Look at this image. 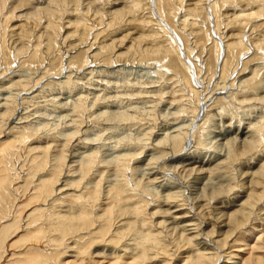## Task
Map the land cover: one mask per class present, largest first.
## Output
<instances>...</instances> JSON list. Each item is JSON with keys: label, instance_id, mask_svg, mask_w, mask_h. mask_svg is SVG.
<instances>
[{"label": "bare ground", "instance_id": "6f19581e", "mask_svg": "<svg viewBox=\"0 0 264 264\" xmlns=\"http://www.w3.org/2000/svg\"><path fill=\"white\" fill-rule=\"evenodd\" d=\"M7 1L0 0V11ZM149 1L130 0L129 6L108 11V26L123 21L127 13L137 15L142 9L145 13L144 6L149 8ZM155 1L157 16L174 31H168L165 23L166 27L162 25L164 21L157 19L152 8L137 18L129 14L139 23H134L136 28L107 33L98 42L93 35L88 36L91 29L80 20H71L64 30L61 19L59 23L58 19L46 22V28L53 24V29L59 27L55 34L65 43V66L79 70L89 59L93 63L98 59V64L102 63L99 66H104L80 72L84 77L94 74L105 79L98 88L94 77L92 85L88 83L92 88H86V92H72L73 84L81 79L75 76L77 69L75 74L66 70L63 80L56 79L65 70L62 58L58 59L59 65L52 66L57 57L51 58L50 41L58 36L50 39L44 33L46 45L39 55L42 43L30 44L32 39L23 27L24 22L8 26L15 18L28 21L34 11L21 12L18 6L8 4L9 9L4 7L8 15L1 12L4 27H0V44L9 46L15 57H26L39 66L41 73L17 74L3 67L8 72L5 80L0 81V264H173L177 260L180 264H264V32L247 35L249 43L245 40L249 27L252 31L257 29L252 21L262 16L264 19V0ZM49 3L33 8L52 14L56 7H48ZM174 5H179L183 12L179 25L173 19ZM231 6L238 9L228 12L226 8ZM17 11L22 14H13ZM208 13L215 18L214 23L221 16L224 18L223 29L219 30L218 24L214 33L218 37L202 26L209 20ZM37 18L40 20L41 16ZM70 25L73 28L67 30ZM138 25L142 27L138 29ZM259 25L264 27V22ZM79 29L82 36L76 35ZM175 33L191 65L182 58L183 50ZM188 34H193L194 40L190 41ZM192 48L207 52L206 58L201 57L205 64L202 79L208 74L201 91L197 88L200 63L190 59ZM248 49L253 52L246 57ZM124 58L132 63L137 61L136 64L146 59L151 65L153 59H158L159 64L148 72L153 74V80L129 78L122 66H112V60L120 62ZM12 59L8 60L12 63ZM46 60L49 68L44 67ZM31 64L28 65L33 68ZM56 66L58 71H54ZM50 70L51 75L46 77L49 79L39 86ZM163 78L181 81V86L177 84L178 89L165 92V85L158 87ZM114 81L122 82L116 83V90L112 88ZM54 86L62 91L69 86L70 91L64 92L65 97L60 88L57 95L48 92ZM110 87L115 90L114 95L107 90ZM184 90L194 102H182ZM45 91L51 94H44ZM133 91L141 96V102L132 103L134 99L131 102L132 98L123 95L128 100L124 99L122 104L124 100H119V96ZM165 93L170 95L164 97ZM42 98L54 103L56 111L57 107L64 111L58 117L61 124L42 121L43 117L51 118L50 110L36 119H30L31 113H24ZM200 102L204 104L202 108ZM19 105L23 106V113ZM237 109L240 111L235 115L240 117L235 120L233 112ZM42 112L38 108L34 114ZM213 115H218L219 130L214 126L215 134H204L208 122L216 118ZM158 119L162 122L159 126ZM134 122L139 124L138 129L143 127L140 132L137 129L133 138L115 133L120 124ZM107 130L110 133L101 142L103 149L105 141L116 138L112 145L104 150L98 144L94 146ZM89 132H93V137ZM191 139L195 141L193 148L189 145ZM205 139L212 143L208 152L200 149L205 146Z\"/></svg>", "mask_w": 264, "mask_h": 264}, {"label": "rangeland", "instance_id": "374dc122", "mask_svg": "<svg viewBox=\"0 0 264 264\" xmlns=\"http://www.w3.org/2000/svg\"><path fill=\"white\" fill-rule=\"evenodd\" d=\"M7 1V0H6ZM11 1V2H10ZM20 3H19V2ZM22 1V2H21ZM27 1V2H26ZM50 1V3L47 5L48 7H56V8H58V9H54V8H50V10H53L54 9V11H53V13L52 14H49V13H46L44 10H42V9H37V11L36 10H34V6H39L40 5V7H44L48 2ZM122 1V2H121ZM126 1V2H125ZM130 1V0H129ZM128 0H119V2L117 3V2H115V1H113V0H9V1H7L8 3H6V9H9V7L11 6V7H17L18 6V10H20L21 12H24V11H26L27 10V12H30L31 10L32 11H34V13L30 16V18H27L28 19V21L26 20V19H24V21H23V17H20V20H17L16 18L15 19H13V21L10 23V24H8V26L9 25H14V24H18L19 22H21V23H23V24H25V25H23V27L25 28H27L28 30V32L27 33H29L30 34V38L33 40H31L30 41V44H33V43H36V42H41L42 43V45H41V48H38V50L40 51L39 52V55L41 54V50H43V48L45 47V42L46 41H44V40H46V38L45 37H50V39L52 38V37H55V33H58V28L55 26V28L53 29L52 27H53V25H55V24H53L51 27H49V28H46V26L48 27V24L46 23V22H48V23H50V22H52V20L54 21V20H57V22L59 23L61 20V22H60V25H61V30H64V26L65 25H67L71 20H74V22H78L79 20L80 21H82V22H84L85 24H86V26H87V29L89 28V29H91L89 32L91 33H89L88 32V36L89 35H93L94 37H96V42H98V41H100L99 39L100 38H102V37H104V36H108V34L110 35V34H114V32L115 33H118V32H120L121 30H124L125 28H127V27H135L137 24H139L138 22H137V20H136V18L138 17V16H140L141 15V13L142 14H146L147 13V10L150 8H152L151 10L156 14V16H157V10H155V9H157V6H156V1L155 0H151V1H149L150 2V6H149V8H147L146 6H144L145 7V10H146V12L144 13L143 11V9H142V11H139L138 13H137V15H135V13H127L128 15L130 14L131 16H133L134 15V17L136 16V18H133V17H130V15L129 16H127V14H126V16L123 18V21L121 20V22L119 21V23L118 24H112V25H109L108 26V21H110V15H108L107 13H108V11H113V8L115 9V8H119V7H122V6H126L127 7V5L129 6V5H131L132 3H128L127 4V2H129ZM144 1H146V0H144ZM16 2V3H15ZM43 2V3H42ZM113 2V3H112ZM121 2V3H120ZM30 3V4H29ZM42 3V4H41ZM107 3H109V4H107ZM155 3V4H154ZM10 6H9V5ZM25 4V5H24ZM32 4V5H31ZM57 4V5H56ZM90 4V5H89ZM92 4V5H91ZM113 4V5H112ZM13 5V6H12ZM21 5V6H20ZM42 5V6H41ZM144 5V4H143ZM146 5V4H145ZM148 5V4H147ZM20 6V7H19ZM179 5H174V8L176 9V13H175V18H173L174 19V21L177 23V25H179V22H178V20H179V17H180V15L183 13L182 12V9H181V7H178ZM4 7H3V9L0 11V13L3 11V13L4 14H6V15H8V10H5L4 9ZM24 7V8H23ZM34 7V8H33ZM238 6H231V7H228V8H226V10H228V12H230V11H233V10H235V9H238L237 8ZM21 8V9H20ZM27 8V9H26ZM30 8V9H29ZM32 8V9H31ZM230 8V9H229ZM101 9L102 10H104V11H106L105 13H104V11H102L101 12ZM6 12H5V11ZM38 10L40 11V12H38ZM57 10H59V11H57ZM178 10V11H177ZM20 11H17V12H15V13H13V14H15V15H17V14H19L20 15ZM36 11V12H35ZM57 13H56V12ZM72 11V12H71ZM85 11V12H84ZM98 11H100V13L102 14H104V15H106V16H104L103 14L100 16L99 15V12ZM39 14H38V13ZM96 12V13H95ZM97 12H98V16H97ZM182 12V13H181ZM210 12V11H209ZM37 13V14H36ZM93 13H94V15H93ZM4 14H0V27H4V24L3 23H1V21H3L4 20V17H2ZM22 14V13H21ZM34 14H36V15H34ZM44 14V15H43ZM58 14V15H57ZM51 15H52V17H51ZM56 17V16H58V18L56 17H54V16ZM210 15V16H209ZM35 16V17H34ZM40 16H41V19L40 20H36V18L37 17H39L40 18ZM43 16V17H42ZM44 16H45V18H44ZM50 16V17H49ZM74 16V17H73ZM103 16V17H102ZM207 16H209L208 18H209V20L207 19V20H205L204 22H205V24L203 23V27H206L205 29H207L208 28V30H210L211 29V32H213V34L212 35H215L216 37H218L216 34H214L216 31L215 30H217L220 26V28H219V30L220 29H223V27H224V25H225V23H224V18H223V16H221L222 17V19H221V17L219 18V22L220 23H222L221 25H220V23H216V22H218V21H215V23H214V20H215V18L213 17V15L211 14V13H208V15ZM82 17V18H81ZM100 17H102V18H100ZM35 18V19H34ZM43 18H44V21H43ZM54 18V19H53ZM65 18V20H63V19ZM86 18V19H85ZM96 19V20H93V19ZM104 18V19H103ZM107 18V19H106ZM160 17H158L157 16V19L158 20H161L160 22L162 23L164 20L161 18V19H159ZM211 18V19H210ZM213 18V19H212ZM38 19V18H37ZM46 19V20H45ZM61 19V20H60ZM263 19V16L262 17H259L258 19H255L254 21H252V25L253 26H256L257 27V29L255 30V28L253 29V31L251 30V28L249 27V31L247 30V32H246V38H245V40H246V42L248 41V36H250V37H252V36H254L256 33H259V31L258 30H260V32H264V30H263V26H261V25H259V24H261L262 22H264V19ZM34 22H33V21ZM48 20H51L50 22L48 21ZM92 20V21H91ZM99 20V21H98ZM108 20V21H107ZM125 20H126V22H125ZM133 20V21H132ZM257 20V21H256ZM19 21V22H18ZM39 21H41L42 23H40ZM85 21H88V22H85ZM130 21V22H129ZM262 21V22H261ZM13 22H15V23H13ZM26 22V23H25ZM28 22V23H27ZM39 22V23H38ZM90 22H92L93 24H91ZM102 22V23H101ZM123 22H124V25H123ZM256 22V23H255ZM259 22V23H258ZM261 22V23H260ZM35 23V24H34ZM47 24V25H45V24ZM89 23V24H88ZM101 23V24H100ZM131 23V24H130ZM134 23H137V24H134ZM166 24V22L164 21L163 23H162V25H164L165 27H166V25H167V27L169 26L170 27V25H168V24ZM258 23V24H257ZM3 24V25H2ZM30 24H31V26H33V28L30 26ZM37 24H38V26H37ZM44 26H43V25ZM129 24L131 25V26H129ZM217 24V25H216ZM218 24H219V27H217L218 26ZM256 24V25H255ZM27 25V26H26ZM91 25H94L93 27L91 26ZM105 25H107V27H105ZM122 25V26H121ZM134 25V26H133ZM40 26V27H39ZM116 26V27H115ZM140 25H138V29H140V27H142V26H140ZM249 26H251L250 24H249ZM35 27H36V29H35ZM38 27H39V29H38ZM46 29H45V28ZM101 27V28H100ZM103 27V28H102ZM110 27H113V28H110ZM115 27V28H114ZM120 27H121V29H120ZM168 27V31H174V29L173 28H169ZM210 27V28H209ZM259 27H261V28H259ZM263 27V28H262ZM44 28V29H43ZM57 28V29H56ZM73 28V26L72 25H70L69 26V28H67V30H71ZM107 28H110V29H108L107 30ZM117 28H119V29H117ZM136 28V27H135ZM1 29V28H0ZM32 29V30H31ZM41 29H42V32H41ZM52 30V31H47V30ZM57 31H56V30ZM98 30L99 29V31L97 32V31H95V30ZM101 29V30H100ZM37 30V31H36ZM55 30V31H54ZM103 30H105V33H104V31ZM111 30V31H110ZM113 30V31H112ZM119 30V31H118ZM33 31V32H32ZM102 32V34H101V32ZM256 31V32H255ZM258 31V32H257ZM52 32V33H51ZM77 33H79V35L78 34H76L77 36H82V33L80 34V32H81V29H79L78 31H76ZM253 32H255V33H253ZM44 33L46 34H49V35H44ZM94 33V34H93ZM108 33V34H107ZM52 34V35H51ZM85 34H87V33H85ZM176 34V33H175ZM6 35H9L8 34V31H7V33H6ZM5 35V36H6ZM36 35H39L38 37L39 38H37V36ZM42 35H44V36H42ZM59 35V34H58ZM58 35H56V36H58ZM98 35V36H97ZM102 35V36H101ZM189 35H191L190 37H189ZM193 34H188L186 37H188L189 39H190V41H192V40H194V38H193V36H192ZM248 35V36H247ZM0 36H1V34H0ZM35 36V37H34ZM40 36H41V38H40ZM100 36V37H99ZM43 37H44V39H43ZM59 37V36H58ZM57 37V39H55V38H52V40L50 41V43H51V45H50V48L51 47H53L51 50L53 51V52H51L50 53V55H51V58H54L55 56L57 57V60H54L53 62V65L52 66H54L55 64L56 65H59V63H58V59L59 58H62L63 59V62H62V66L63 67H65V70L63 71V73L62 74H60L59 76H61V78L58 76L56 79H60V80H63V78L65 77V75H66V70H67V72H68V70H69V72H74V74H75V72H76V69H77V67H74V66H70V67H67V66H65V64H66V60H67V58H68V54H65V48L63 47V45L65 44H63L62 43V41H60V40H62V39H60V37L58 38ZM99 37V38H98ZM37 38V39H36ZM176 38H177V34H176ZM7 39H8V37H7ZM6 39V40H7ZM42 39V40H41ZM55 39V40H54ZM36 40V41H35ZM40 40V41H39ZM55 42H58L59 41V43H55V44H53L54 43V41ZM74 40H76L75 38L73 39V42H74ZM9 41V40H8ZM177 41H179V38H177ZM181 41V40H180ZM178 42L179 44H180V46H181V42ZM211 41V36H210V38L207 40V41H205V45H206V43L208 44L209 42ZM127 43V42H126ZM247 43H249V42H247ZM40 44V43H39ZM58 44V45H57ZM43 45H44V47H43ZM202 45V47H203V45H204V43L203 44H201ZM201 45H199L200 47H201ZM205 45H204V47H205ZM7 46V45H6ZM5 46V44H0V81H3V80H5V77H7L6 76V72H10L11 70H13V71H16V72H18L17 74H26V75H30L31 76V73L32 74H34V76L36 75V74H39V73H41V69H40V67L38 66V67H36V64H31V62H28L29 60L28 59H26V57H24V59L23 58H17V57H15V55H16V53H14L12 50H11V52L8 50V49H10L9 48V46H7L6 47ZM96 45H94V47H95ZM207 46V45H206ZM250 46V45H249ZM248 46V44H247V47H249ZM2 47V48H1ZM93 47V48H94ZM181 50H183L182 52H183V55H182V58H185V62H187L188 64H190L191 65V63H190V61L187 59V53L184 51V49H183V46H181ZM4 49V50H3ZM54 49V50H53ZM194 50H195V48H194ZM193 50V48H192V53H190V59L191 60H193V59H197L195 62L197 63V62H199L200 64V69H201V72L199 73V75L201 76V78H200V83L199 82H197V84H198V86H197V88H199L198 90H202L203 89V86H204V84H205V82L207 81V79H208V74L207 75H205V77L202 79V76H204V74H202V72H204V69L203 68H205V64H203V62H204V59H202V58H206L205 57V54H207V52L204 50L202 53H204V55L201 53V51L199 52V49H196L195 51ZM253 49H248V54H246L245 56L247 57L248 55L250 56L251 54H252V51ZM1 51H2V53H1ZM5 51V52H4ZM31 50H29V52H30ZM56 51V52H55ZM9 52V53H8ZM13 52V53H12ZM193 52H194V54H193ZM196 52H197V54H196ZM261 52V51H260ZM259 52V53H260ZM250 53V54H249ZM261 53H263L264 54V52H261ZM4 54V55H3ZM10 56H9V55ZM57 54V55H56ZM192 54V55H191ZM202 54V55H201ZM13 55H14V57H13ZM63 55V56H62ZM199 55H201L200 57H197V56ZM3 56V58L1 59V57ZM21 56V55H20ZM23 56V55H22ZM43 56H44V54H43ZM184 56V57H183ZM207 56V55H206ZM41 57V56H40ZM44 57H46V56H44ZM55 57V58H56ZM128 57H131V55L129 54L128 55ZM194 57V58H193ZM197 57V58H196ZM202 57V58H201ZM13 58V59H12ZM14 58H15V61H14ZM54 58V59H55ZM136 58V57H135ZM8 59H12V63H11V60H8ZM18 59V60H17ZM22 59H23V61H22ZM41 59H42V57H41ZM86 59V58H85ZM128 59H130V58H128ZM200 59L202 60V61H200ZM27 60V61H26ZM50 60H52V59H50ZM90 61L85 65V67L83 66V67H81L79 70L77 69V71H79V72H77L76 74H75V76L77 75L78 76V78H81V79H79V80H76V84H73V87H74V90H72V86L70 87L71 88V90H72V92H75V91H78L79 89L81 90V91H83V92H86L87 91V89L89 90V88H92V84H91V82H94V79H96L95 80V82H94V84L96 85V87H98L99 88V86L100 85H103L104 84V81H102V80H105V79H103V77L104 76H98V75H95L94 76V74L93 75H87L89 78L87 79V76H82L81 74H80V72L84 69V68H89V69H95L96 68V70H99L100 68H103L104 66H99L100 64L102 65V63L100 62L99 64H98V62H99V60L97 59V61L96 60H94V63H93V61L91 60V59H89ZM121 61V63L120 62H115L114 60H112L113 62H112V66H115L116 68L118 67V68H121L120 66H122V68L124 69V71L126 72V74L129 76V78L131 77L132 78V76L133 77H135L136 78V76L138 77V76H140L141 77V79H143V77H144V81H146L147 79L148 80H150V79H152L150 76H152L153 74L152 73H148V72H151L149 69H151L152 70V67H153V65H156V64H159V60L158 59H153L152 60V63H154L153 65H151V62H150V64H148V62H145V61H147L146 59H145V61L144 60H142L141 61V64H140V62H138L137 64L135 63V62H137V61H134L133 63L132 62H130V61H126L125 60V58L124 59H120ZM131 60V59H130ZM5 61H7V64H4L5 63ZM20 61V62H19ZM26 63H25V62ZM49 60H46V61H44V67H47L48 66V68H49V62H48ZM122 61H124L125 63H123ZM144 61V63L146 64H144V63H142ZM156 61V62H155ZM21 62H23L24 63V65H23V63H21ZM59 62H61V59H60V61ZM96 62V63H95ZM128 62V63H127ZM202 62V63H201ZM8 63H9V65H8ZM11 63V64H10ZM122 63H123V65H122ZM20 64H22L21 66H20ZM26 64V65H25ZM28 64H31L32 65V67L33 68H30L31 66L30 65H28ZM43 64H42V66H43ZM128 64V65H127ZM129 64H130V66H129ZM141 66H140V65ZM198 64V63H197ZM46 65V66H45ZM95 65V66H94ZM116 65H119V66H116ZM145 65V66H144ZM201 65H202V67H201ZM10 66V67H9ZM19 66V67H18ZM26 66V67H25ZM92 66V67H91ZM98 66V67H97ZM138 66H140V67H138ZM3 67H5L8 71H6V72H4L3 70H4V68ZM9 67V68H8ZM59 66H56V67H53V68H55V70L54 71H58L60 68H58ZM91 67V68H90ZM115 67H113L112 69H114ZM127 67H128V69H127ZM143 67H145L144 69H142ZM52 68V69H53ZM58 70H57V69ZM97 68H99V69H97ZM25 69V70H24ZM30 69V70H29ZM32 69H33V71H32ZM36 69V70H35ZM74 69V70H73ZM87 69H85V70H87ZM140 69H141V71H140ZM84 70V71H85ZM143 70V71H142ZM3 71V72H2ZM39 71V72H38ZM51 71H53V70H50V71H48V72H50V73H46L45 75H44V78L41 80V82L38 84L39 86H42L41 84H44V83H46V81H47V79H49V78H46V77H48V75H51ZM134 71V72H133ZM144 71H145V73H144ZM262 71H264L263 69H262ZM2 72V73H1ZM35 72V73H34ZM65 72V73H64ZM83 72V71H82ZM140 73V74H138V73ZM4 73V74H3ZM133 73V74H132ZM147 73V74H146ZM73 74V75H74ZM95 74H97V73H95ZM142 74V75H141ZM206 74V73H205ZM4 75H5V77H4ZM146 75V76H145ZM33 76V75H32ZM90 76H91V79H90ZM199 76V77H200ZM234 76V75H233ZM51 78H52V76H50ZM95 77V78H94ZM98 77V78H97ZM101 77V78H100ZM150 77V78H149ZM214 77V76H213ZM53 78H55V77H53ZM83 78H85L84 80H82ZM94 78V79H93ZM106 78V77H105ZM114 78V77H113ZM139 78V77H138ZM193 78L195 79L196 77L195 76H193ZM111 80H115V79H112V78H110ZM90 80V81H89ZM153 80V79H152ZM205 80V81H204ZM82 81V82H81ZM89 81V82H88ZM100 81H102L103 82V84H101V82ZM116 81V80H115ZM115 81H114V83H115ZM161 81V82H160ZM162 81H163V83H162ZM166 81V82H165ZM80 82H81V84L84 86H82L81 84H80ZM85 82V83H84ZM120 82L121 81H119V83L118 82H116L118 85H120ZM84 83V84H83ZM88 83H90L91 85H89L90 87H88ZM100 83V84H99ZM113 83V84H114ZM115 83V85L112 87V88H115V90L117 89L115 86H118L117 84ZM122 83V82H121ZM78 84V85H77ZM159 86L158 87H160V86H164L165 88H166V90H165V92H167V91H170V92H172V89L171 88H174V89H178L179 87H178V85L179 86H181V81L179 82V83H176V82H173V80H169V79H165V78H163V80L162 79H159ZM162 84V85H161ZM178 84V85H177ZM202 84V85H201ZM72 85V84H71ZM80 85V86H79ZM158 85V83L156 84V86ZM174 85L176 86V87H174ZM86 86V87H85ZM171 86V87H170ZM173 86V87H172ZM200 86V87H199ZM169 87H170V89H169ZM40 88V87H39ZM38 88V89H39ZM54 88V89H53ZM56 88V89H55ZM58 88H60V87H52V89H51V91H48V92H51L52 94L53 93H56L55 95H57L58 93H59V91H60V89H58ZM65 88V89H64ZM68 88H69V86H68ZM68 88H66V86L65 87H63V89H64V91H62V89H61V91L60 92H63L62 94L64 95L63 97H65L66 96V93H64V92H67V91H70V89H68ZM76 88V89H75ZM82 88V89H81ZM85 88V89H84ZM87 88V89H86ZM200 88H202V89H200ZM120 89H122V88H120ZM167 89H169V90H167ZM53 90L55 91V92H53ZM57 90H59V91H57ZM79 90V91H80ZM85 90V91H84ZM107 90H111V87L109 88V89H107ZM115 90H111L109 93H110V95H114L115 94ZM187 91V90H186ZM186 91L184 90V96H183V98H182V102L183 103H185L187 100V102L186 103H188L189 102V100H190V103L193 101L194 102V99L192 98V95L190 94V93H186ZM47 91H45V93L44 94H47V95H50L51 93H48ZM134 92V93H133ZM130 95L128 94V93H123L121 96H119V97H121L119 100H124V99H127V98H124V96H129L130 98L129 99H131L132 98V100H130L131 102L133 101V99H134V101L132 102V103H138L141 99V96H137L136 94V92L135 91H133ZM183 93V92H182ZM186 94V95H185ZM222 94V93H221ZM124 95V96H123ZM138 97V99L136 100V96ZM170 94L169 93H165L164 94V97H166V96H169ZM188 95V96H187ZM191 96V97H190ZM133 97H136V98H133ZM186 97V98H185ZM187 97H188V99H187ZM59 98V97H58ZM62 98V97H61ZM184 99H185V101H184ZM40 99H38L37 101L38 102H36V104H38V103H42V105H36L35 103H33V104H31L32 106H29V108H28V110H24V113L25 112H28V113H31L30 115H29V117H30V119H32V118H34V119H36L37 118V116H39L40 114H44L43 116H45V114H49V110H50V113L52 112L54 115H52V113L50 114V116H51V118L49 117L47 120H46V117L44 118L43 117V120L42 121H53L54 120V122L55 121H57V123H58V121L60 122L59 124H61L62 123V121H61V119L59 120V118L60 117H62V115H63V113H64V111H61L60 112V110L58 109V107H57V110L59 111H56L55 109H56V107H55V109H54V107L52 106V105H54V106H56L54 103H51L50 101L49 102H45V101H43V98L41 99V101H39ZM60 100V99H59ZM128 100V99H127ZM201 100V99H200ZM126 100H124L123 102H121L122 104L125 102ZM155 101V100H154ZM141 102V101H140ZM40 103V104H41ZM46 103V104H45ZM121 104V105H122ZM200 104V108H202V106H204V104H203V102H200L199 103ZM51 105V106H50ZM147 105H150V103H147ZM206 105V104H205ZM41 106H45L44 108L43 107H41ZM47 106L49 107V108H47ZM22 107L23 106H21V105H19V108H20V110H21V112L23 113V110H22ZM52 107H53V109H52ZM236 107H238V106H236ZM41 109V111L42 110H44V112H42V113H35L34 114V111H36V109ZM158 108H160V106L158 105ZM198 108V107H197ZM47 111H46V110ZM52 110H54V111H52ZM203 110H205V107H204V109ZM197 111H199V110H197ZM214 111H216V113L217 112H219L218 110H214ZM235 112H233L234 113V115H235V113H239V109H237V111L236 110H234ZM46 112V113H45ZM58 112V113H57ZM63 112V113H62ZM55 113L56 114H58V116L57 115H55ZM60 113L62 114V115H60ZM253 113V115L254 114H256L257 112H252ZM212 114V113H211ZM34 115V116H33ZM36 115V116H35ZM252 115V116H253ZM33 116V117H32ZM181 116H186V115H181ZM180 116V117H181ZM204 116V115H203ZM203 116H202V118H203ZM214 117L213 118H215L214 119V121H216V122H214L213 121V119H212V123H211V121H209L208 122V124H207V127H206V129L207 130H204L203 132H204V134H209V132L211 133V134H209V135H212V134H215V132H216V130H215V128L217 129V130H219L218 129V126L216 127V125H217V120L219 119V118H217L218 117V115L217 116H215V115H213ZM55 117H57V118H55ZM59 117V118H58ZM238 117H240V116H238ZM236 115H235V117H234V119L236 120L237 118H238ZM246 116H243V118H245ZM56 120H55V119ZM33 119V120H34ZM41 119H42V117H41ZM58 119V120H57ZM160 120L162 119V118H159ZM158 119V121H157V126H159V124H161L162 122L160 121ZM183 119V118H182ZM246 119V118H245ZM181 120V119H180ZM183 120H185V118L183 119ZM162 121H163V119H162ZM90 122V121H89ZM160 122V123H159ZM91 123V122H90ZM213 123H215V124H213ZM51 124V123H50ZM136 123L134 122V123H127V126H126V123H123V124H120L119 126H118V128H117V130L118 131H116L115 133H117L118 135H120V136H122V134L123 135H125L124 137H129V138H133L134 136H133V134H135V136L137 135V133H138V130H139V132H140V128H142L143 126H139V129H138V126L137 125H139V124H136ZM85 126L87 125L86 123L84 124ZM106 125V124H105ZM133 126V127H132ZM137 126V127H136ZM214 126H215V128H214ZM213 127V128H212ZM131 128V129H130ZM209 128H211V129H209ZM83 129H85L84 127L82 128V130ZM128 129V130H127ZM134 129H136L135 131H134ZM138 129V130H137ZM213 129L215 130V132L213 131ZM122 131V133H120V132ZM123 131H125V132H123ZM129 131V132H128ZM105 132V131H104ZM103 132V134L101 133V135H102V137H101V141H97V143H96V141L94 142L95 143V145L94 146H96L97 144H98V146H100V148H102L103 149V146H102V144L103 143H101V142H104V140H105V137L107 136V134H109L110 133V131L109 130H107L105 133ZM212 132H214V133H212ZM218 132V131H217ZM90 133V137H93L92 135V133L93 132H89ZM128 133V134H127ZM130 133V134H129ZM131 133H132V135H131ZM127 134V135H126ZM100 135V136H101ZM129 135V136H128ZM80 136H81V134H79L78 135V137L80 138ZM83 137V136H82ZM81 137V138H82ZM104 137V138H103ZM103 139V140H102ZM114 140L116 139V138H113ZM113 139H109V140H107V142L105 141V143H106V145H104L105 146V148H107V146H110V145H112V140ZM84 140H86V139H84ZM126 140V139H125ZM124 140V141H125ZM206 140V139H205ZM208 141H210V139H207ZM205 141L204 143H205V146L204 147H200V149H202L201 151H209L208 150V148L210 149V147H211V145H212V143L211 142H208V141ZM110 141V142H109ZM101 143V144H100ZM120 143H124V142H120ZM209 143V144H208ZM210 143H211V145H210ZM122 144H120L121 146H122ZM195 145V141H193L192 139H191V141H190V148H193L192 146H194ZM208 144V145H207ZM125 145H126V142H125ZM125 145H123L122 147H125ZM102 146V147H101ZM207 146V147H206ZM206 147V148H205ZM104 148V149H105ZM189 148V149H190ZM103 149V150H104ZM203 149H205V150H203ZM181 263V261H179V260H177V261H174V263L173 264H180Z\"/></svg>", "mask_w": 264, "mask_h": 264}]
</instances>
